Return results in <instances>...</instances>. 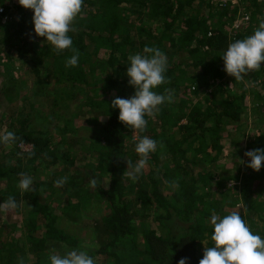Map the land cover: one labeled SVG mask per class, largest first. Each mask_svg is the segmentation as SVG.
Returning a JSON list of instances; mask_svg holds the SVG:
<instances>
[{"label": "trees", "instance_id": "1", "mask_svg": "<svg viewBox=\"0 0 264 264\" xmlns=\"http://www.w3.org/2000/svg\"><path fill=\"white\" fill-rule=\"evenodd\" d=\"M210 1L100 0L97 7L83 0L68 32L72 47L59 52L50 44L37 46L32 10L22 7L24 21L19 24L1 25L0 16V31H8L7 41L13 40L9 44L37 66L33 68L43 95L38 90L35 94L45 102L52 100L46 112L39 106L36 115L21 110L3 121L4 132H14L16 139L8 151L11 158L0 159V203L14 198L17 204L26 203L29 213L25 241L0 235V264H50L51 255L61 256L58 247L86 250L94 264H178L185 257L187 264H199L205 248L214 244L210 218L216 214L217 188L224 187L229 198L234 188L227 182L238 180L231 169L209 166L223 151V125L244 123L245 95L229 83L238 92L242 81L224 71L220 56L231 42L252 35L264 21V0L222 8ZM247 8L252 9L247 22L233 28L243 16L239 12ZM146 46L159 48L167 57L165 82L153 91L172 100L145 116V128L136 130L120 122L119 109L111 105L116 97L134 95L126 74L129 57L145 54ZM73 49L79 54L78 64L67 67ZM253 74L264 79V66L244 77L254 78ZM33 106L34 110L37 105ZM87 107L94 113L90 124L84 121ZM44 121V129L29 128ZM145 135L157 142V148L133 179L127 161L138 162L135 143ZM21 143L32 148L23 149ZM248 143L250 149H264V132ZM261 170H248V181L263 177ZM24 176L32 180L27 191L18 186ZM61 178L64 183L58 186ZM225 199L217 215L238 212L245 221L254 211L264 221V191L245 199L247 213L237 207L239 197L224 213ZM93 205L101 212L94 219L92 236L105 237L103 243L59 226L64 215L87 221L81 212L87 206L93 210ZM252 232L264 239V226ZM28 246L33 254L26 262Z\"/></svg>", "mask_w": 264, "mask_h": 264}, {"label": "clouds", "instance_id": "2", "mask_svg": "<svg viewBox=\"0 0 264 264\" xmlns=\"http://www.w3.org/2000/svg\"><path fill=\"white\" fill-rule=\"evenodd\" d=\"M18 3L33 11L34 33L44 37L56 51L72 47V38L68 35L70 25L81 11L83 0H18ZM67 59L66 66L78 64L79 54ZM145 54H135L129 57L130 64L126 74L129 85L134 87V95L130 98L116 97L112 107L119 109L118 119L127 127L143 130L147 124L145 116L152 115L158 106L170 102L172 97L157 94L153 89L165 82L167 57L159 49L145 47ZM224 71L235 80L243 79L244 74L264 66V21L259 23L254 33L244 39L231 42L221 54ZM167 91V90H166ZM16 139L15 133L7 131L0 133V144H8ZM157 148V142L148 136L136 140L135 152L140 159L133 164L127 161L129 176L136 178L147 162V157ZM249 158L247 166L259 171L264 164V149H253L245 153ZM57 185L64 183V178L56 181ZM32 180L24 176L18 183L21 190H29ZM90 184L95 186L96 181ZM17 207L14 198L0 203V209ZM212 226L211 240L213 246L205 248L199 264H264V239L255 234L247 226L238 212L227 215L213 214L210 218ZM50 264H94V260L84 250H71L65 255H51ZM188 258H182L178 264H187Z\"/></svg>", "mask_w": 264, "mask_h": 264}, {"label": "rangeland", "instance_id": "3", "mask_svg": "<svg viewBox=\"0 0 264 264\" xmlns=\"http://www.w3.org/2000/svg\"><path fill=\"white\" fill-rule=\"evenodd\" d=\"M90 2H95L97 7L101 4L100 0H90ZM8 4L11 5L8 7ZM247 9V13L250 14V11H252V9ZM22 11V6L17 4L16 2L12 3V1L10 2L9 0H0L1 25H4V23H7L8 21V25L12 24L13 22H15L16 24L22 23L24 21V15H22ZM30 16L33 17V14H31ZM146 17L148 18L149 16L147 15ZM71 25H73V22L71 23ZM246 26L247 25H245V27ZM72 31H75V29L73 28ZM9 34L10 33H8V31L7 33H3L2 30L0 31V133H3L7 127L5 126L3 121L9 120L19 111L23 110L22 114L26 115L27 112L32 111L33 115H36V111L38 112V107L40 106V109H45L46 112L48 111V109L46 108L50 106L49 102L52 101H43V93L41 92V87L40 85H37L36 82L38 76L35 69H37V66L34 63H31L29 60H25L23 58L24 55L22 57L23 52L20 53L16 46H14L13 44H9L13 43V40H10L9 42L7 41ZM33 35H35V33ZM33 35L31 37L27 35L28 39H31ZM35 40L39 49L44 45L50 44L44 37H38L37 35ZM5 64L8 65V74L6 72ZM33 67L36 68L34 69ZM260 75L261 74H253L254 78L250 79H247V77L243 76V79H241L242 87L239 88L238 92L237 90H235V84H233L231 80L229 81L230 88L232 87L234 91H236V93L245 95V98L243 99V101H241L245 110L243 114L244 123L242 124V126L233 124L229 126H227L226 124L223 125L224 129L220 133L222 137L220 143L223 145V151L218 155V160H215L209 166L210 169L214 170L217 169V167L231 169L232 171L229 173L238 176V180L234 178L229 179L227 182V187L234 188V193H231L229 198L225 199L226 193L225 189H223L224 187L217 188L218 194L220 196H217V199H215L213 203L214 213H216V215L219 214L216 210L224 199L225 204L223 206V212L228 213L231 211V207L229 208L228 205L235 206V199L237 197L240 198V201L237 203V207L243 206L244 213H247L245 211L247 207V205L245 204V199L259 197L264 191V176L255 181H248V170H251V168L247 166L249 158L245 156V153L247 151L253 150L250 149L248 142L251 139H255L259 134H262V132H264V79H261ZM11 79L12 82H10ZM15 79L17 80L16 83L13 82L15 81ZM5 81L6 83L4 84ZM37 90L42 95H36L35 92ZM33 105H37L34 110ZM86 109L88 110L89 108L87 107ZM3 116H5L6 119L3 118ZM93 118L94 113H91L89 111L88 114H86V118L84 121H86L87 124H90ZM29 128L44 129L45 121L34 123ZM81 134L87 137L89 136L87 135L88 133L84 131ZM0 146V159H6L5 156L8 155V151L10 149L13 150L12 143L0 144ZM19 146L23 149L26 148L27 150H30L32 148L31 146L25 147V145H23L22 143ZM8 158H11L10 154L8 155ZM263 168L264 164H262V170L259 173H263ZM26 205V203L21 202L17 204V207L15 208L0 209V235L3 234V237L8 238V241L11 240V237L15 235L20 238L21 242L22 240L25 241V220L27 219L29 213L28 206ZM88 207L89 206H87L86 208L82 207L83 210L81 212L82 215H85L84 217L88 219L87 221L85 220L83 222V216L78 221H74L68 219L67 216L64 215L59 221V226L63 227L69 233H78L82 231L83 236L86 238V240L90 239L99 243H103L104 241H106V238L97 237L96 235V238H94L92 236L93 231L91 230L95 225L94 219H97V216H99L98 214L101 212L99 211V206L93 205V210L91 209V207ZM101 207V210L107 209L105 206ZM253 212L249 213V215L248 213L245 215V222L252 231L262 230L264 221L256 212ZM250 217H252V220H250ZM14 225H16V227H14ZM84 227L87 228V231L85 232H83L82 230ZM207 242L208 239L205 238L202 244L206 247ZM30 247H27L29 251L26 256L28 257H24L26 262L29 258V260H31L30 255L33 254L32 248ZM55 249H58V251L60 250V252H62L61 256L65 255L68 251L71 250L68 249L63 251L64 248L61 247ZM86 252L88 253V251ZM91 256L93 255L91 254Z\"/></svg>", "mask_w": 264, "mask_h": 264}, {"label": "built area", "instance_id": "4", "mask_svg": "<svg viewBox=\"0 0 264 264\" xmlns=\"http://www.w3.org/2000/svg\"><path fill=\"white\" fill-rule=\"evenodd\" d=\"M210 2L214 6L222 8V7H224V6L228 5V4L237 6L241 2H244V0H211ZM245 11L246 10L243 9L242 11L239 12L238 16L239 15H243V16L237 18V20L232 25L233 28L237 29L239 27H242V25L247 22V20L249 18V15Z\"/></svg>", "mask_w": 264, "mask_h": 264}]
</instances>
